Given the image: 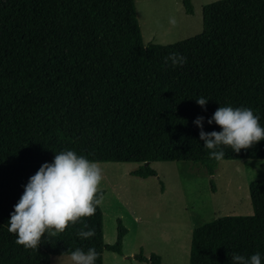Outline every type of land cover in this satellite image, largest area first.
<instances>
[{
    "label": "trees",
    "instance_id": "16d2710c",
    "mask_svg": "<svg viewBox=\"0 0 264 264\" xmlns=\"http://www.w3.org/2000/svg\"><path fill=\"white\" fill-rule=\"evenodd\" d=\"M182 5L193 13L191 0ZM172 53L187 62L165 64ZM229 105L252 109L264 127V0L207 3L200 33L146 45L134 0H0V264H50L76 248H95L96 264L104 250L121 254L127 229L118 220L115 242L104 243L100 205L37 249L17 244L8 222L29 178L67 150L139 163L130 174L141 178L156 175L154 161L199 163L213 175L220 160L209 158L194 120L222 131L207 120ZM220 147L223 159L264 158V140L239 153ZM248 189L252 214L196 226L189 264H233V253L256 252L264 264V177ZM85 224L95 229L90 239L77 235ZM134 258L160 264L142 250Z\"/></svg>",
    "mask_w": 264,
    "mask_h": 264
},
{
    "label": "rangeland",
    "instance_id": "374dc122",
    "mask_svg": "<svg viewBox=\"0 0 264 264\" xmlns=\"http://www.w3.org/2000/svg\"><path fill=\"white\" fill-rule=\"evenodd\" d=\"M216 0H134L143 43L169 44L202 30V7ZM175 19V24L169 22ZM148 33V34H147ZM103 168V241L114 243L117 221L127 229L122 253L103 251V264H152L134 258L154 253L160 264H189L193 229L224 215H251L250 181L264 177V158L223 159L209 175L199 163L154 161L155 176L130 172L136 162H99ZM50 264H73L71 254L52 255Z\"/></svg>",
    "mask_w": 264,
    "mask_h": 264
},
{
    "label": "clouds",
    "instance_id": "9594fccd",
    "mask_svg": "<svg viewBox=\"0 0 264 264\" xmlns=\"http://www.w3.org/2000/svg\"><path fill=\"white\" fill-rule=\"evenodd\" d=\"M169 22L175 24V19L170 18ZM169 61L173 67H182L187 57L172 53L164 58L165 64ZM207 101L205 97L196 99L202 107ZM204 119L198 116L194 124L200 128V139L209 150L210 159L219 161L224 158L221 145L230 146L239 153L241 149L251 148L264 140L260 118L248 107H219L207 122L212 124L214 121L222 131L205 132ZM102 180L103 168L99 162L78 155L74 150L57 152L53 162L43 163L24 186V192L10 214L8 231L16 234L17 244L37 249L46 234L55 236L63 233L70 224L75 225L82 217L95 214L103 199ZM77 235L81 239H90L95 235V229L85 224ZM97 257L95 248L87 251L76 248L71 252L73 264H96ZM231 259L233 264H262L260 252L248 257L233 253Z\"/></svg>",
    "mask_w": 264,
    "mask_h": 264
},
{
    "label": "crops",
    "instance_id": "0c3cea01",
    "mask_svg": "<svg viewBox=\"0 0 264 264\" xmlns=\"http://www.w3.org/2000/svg\"><path fill=\"white\" fill-rule=\"evenodd\" d=\"M186 13V12H185ZM148 34V33H147ZM125 236V235H124ZM124 238V237H123ZM123 247V246H122Z\"/></svg>",
    "mask_w": 264,
    "mask_h": 264
}]
</instances>
